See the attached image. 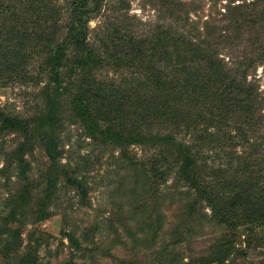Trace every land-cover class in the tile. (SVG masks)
<instances>
[{
  "label": "trees",
  "instance_id": "obj_1",
  "mask_svg": "<svg viewBox=\"0 0 264 264\" xmlns=\"http://www.w3.org/2000/svg\"><path fill=\"white\" fill-rule=\"evenodd\" d=\"M209 2L206 17L205 0H143L144 23L127 0H0V90L28 104L0 105V217L17 226L0 263L52 264L54 237L35 226L61 215L60 264L95 259L100 228L111 259L140 247L142 264H264V0ZM103 166L108 203L78 232L65 220L91 206Z\"/></svg>",
  "mask_w": 264,
  "mask_h": 264
},
{
  "label": "rangeland",
  "instance_id": "obj_2",
  "mask_svg": "<svg viewBox=\"0 0 264 264\" xmlns=\"http://www.w3.org/2000/svg\"><path fill=\"white\" fill-rule=\"evenodd\" d=\"M244 1L249 2L251 0H244ZM127 2L129 3L128 15L130 17H136V19H139L140 21L144 23H148L150 21L152 22L155 20L154 11H152L148 7L144 8L142 5L143 0H127ZM225 3L226 1H222L220 4H218L217 10H219L220 12H224ZM238 3L240 2L239 1L235 2V4H238ZM204 5L205 6L202 12L200 13L201 15L206 16L212 13L213 15L216 14V12L211 11L209 0H205ZM206 17H204L203 19H205ZM216 17L218 18L220 16H216ZM95 24H96V21H92L90 23V26L94 27ZM248 45H250L249 41L245 40L244 43L240 46V49L246 48ZM255 77L260 80V90H264V65H261L257 68ZM21 88L24 89V87H21ZM19 90H20V86L18 85H14L12 87L9 86V87H6L0 90V105H4L7 102L11 110H14L15 113H19L21 115L27 112L28 104H27L26 97L23 94L19 93ZM81 142L82 144L75 147V152L79 151V154L86 155L89 152L88 143L86 139L82 140ZM63 162H65V160ZM2 163H3V158L0 160V167L2 166ZM104 168L105 166H103L102 171H98L99 177L97 181H93V180L91 181L93 183L92 184L93 190L90 194L91 206L86 207V208L75 207V209L72 212L69 211V214H68L69 216L65 220L66 223H69L72 226V228H76L78 232L79 230L82 231L89 223L94 221L95 218L102 217L99 207L101 205L102 207H104V205H107L108 203L107 195L109 194L108 190L110 189V183H108L105 180L100 181V176L102 175ZM165 203H167V201ZM176 205L177 204L173 205L172 207H169V210L165 212L167 216L171 217L173 213L174 214L176 213V210H178ZM64 226L65 224H64V221L61 215H54L50 219L44 222H41L35 226L38 231L48 234L55 238L51 240L52 256H48L45 253V251L42 252L45 260L46 261L50 260L52 264L62 263L64 259L68 257L69 255L68 254L69 249L67 247L68 245L67 240H64V246L59 247L58 245L59 240L62 238L61 232ZM13 227L17 228V226H15L14 224L11 225L9 223H5V221L2 220V218L0 217V233L4 232L8 228L10 229ZM29 229L30 228H24L23 230L24 239L27 237V232L29 231ZM100 229L103 232L99 231L93 237L95 238V241L101 242V245H99V248H93L95 259H91L89 258V256H85L84 259L78 260L77 264H119L120 259H124V258L130 259L132 256L134 257V261L136 262V264H142V261L144 259V254L146 252L143 250H140V247H137L134 250V252L130 251L129 249H116V250L112 249L111 252L114 253L115 251L114 255H116L117 257L115 259H111L107 257L106 254H103L102 251L104 249V246L106 244L110 245L108 241L113 236L112 234H108L106 231H104L103 230L104 228H100ZM78 232L76 234L77 236H78ZM79 236L81 237V234H79ZM195 239L196 240L193 241L189 247L191 251L190 253H192L193 255H199L207 249L213 237L210 235H201V236H197ZM187 252L189 251H186L185 253L187 254ZM134 255H136V258ZM145 258H147L146 254H145ZM151 259L152 257L150 255L149 260L151 261ZM254 262H256V260L251 261L249 260V257L248 258H237V260L235 261V264H250ZM0 264H3V260H1Z\"/></svg>",
  "mask_w": 264,
  "mask_h": 264
}]
</instances>
